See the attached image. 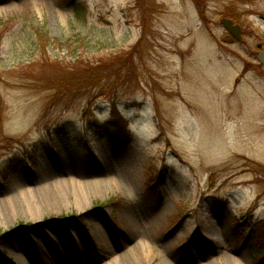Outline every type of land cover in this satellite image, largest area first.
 Segmentation results:
<instances>
[{
	"label": "rangeland",
	"instance_id": "rangeland-1",
	"mask_svg": "<svg viewBox=\"0 0 264 264\" xmlns=\"http://www.w3.org/2000/svg\"><path fill=\"white\" fill-rule=\"evenodd\" d=\"M231 16L240 42L220 23ZM35 28L63 45L53 60L106 78L47 89ZM258 45L264 0H0V201L17 205L0 264H264L231 225L246 236L264 220ZM114 104L124 143L99 137ZM66 181L86 187L45 190Z\"/></svg>",
	"mask_w": 264,
	"mask_h": 264
},
{
	"label": "trees",
	"instance_id": "trees-1",
	"mask_svg": "<svg viewBox=\"0 0 264 264\" xmlns=\"http://www.w3.org/2000/svg\"><path fill=\"white\" fill-rule=\"evenodd\" d=\"M72 10L74 11L77 19L83 18V7L81 6V3L74 2L72 4ZM237 14L240 15V13ZM230 18H232L235 23L239 20L237 16H231ZM34 34L39 50L43 53L44 56H42L45 61L51 67L59 68L56 70L49 67L54 70L55 75L48 74L50 78L46 79V82H48L47 89L55 90L57 92L72 93L81 89H87L88 87L98 86V83L106 78V74H104L105 70L97 66L93 68L85 66L82 60H78L71 65L62 58L53 60L49 56V50L56 49L51 48L53 43L59 44V48H62L63 45L59 41L53 40L43 28H35ZM111 111L112 119L100 128L99 132H104V134H101L99 137L102 141L109 138L113 142L124 143L126 139L129 138L128 125L118 112L116 104H114ZM233 223L234 224L231 225H233L232 227L236 238L241 239L245 237V250L249 254L251 260L253 262L259 261L264 263V240L259 243L256 242L261 237L259 230L261 227H264V220H259L254 223L250 229L251 232L246 236L239 231L238 223Z\"/></svg>",
	"mask_w": 264,
	"mask_h": 264
},
{
	"label": "bare ground",
	"instance_id": "bare-ground-1",
	"mask_svg": "<svg viewBox=\"0 0 264 264\" xmlns=\"http://www.w3.org/2000/svg\"><path fill=\"white\" fill-rule=\"evenodd\" d=\"M60 186H61V188H66V189H71V188H73L74 190H76L78 193H80L81 192V190L83 189V188H85L86 186L85 185H83V184H81V183H77L76 181H66V182H62V183H55L54 185H51V186H48L47 188H45V190L47 189V191H49V190H54L53 188H55L56 190L58 189V188H60ZM66 186V187H65ZM97 186V185H96ZM28 192H31V196H32V198L34 199V191H28ZM28 192H25L24 193V195H26ZM27 196V195H26ZM26 196H24V199H25V203H26V205L28 206V204H30L29 202H28V198H26ZM28 203V204H27ZM31 205L33 206L34 205V202H31ZM30 206V205H29ZM16 208L17 207V205H16V203H15V201L14 200H11V201H7V202H1L0 201V219H2V218H4L8 213H7V211H8V209L7 208ZM71 234V233H70ZM73 234H75V233H73L72 232V234L71 235H73ZM62 233H58V234H55L54 236H53V239H58V241H57V248H60V247H62L63 246V244H64V242H62V241H60V238L62 237ZM49 252H50V250H48ZM53 251V250H52ZM51 253V252H50ZM17 261H19V263L20 264H31V262L29 261V262H27V261H25L24 259H23V257L21 258V257H19V260H18V258H17Z\"/></svg>",
	"mask_w": 264,
	"mask_h": 264
},
{
	"label": "water",
	"instance_id": "water-1",
	"mask_svg": "<svg viewBox=\"0 0 264 264\" xmlns=\"http://www.w3.org/2000/svg\"><path fill=\"white\" fill-rule=\"evenodd\" d=\"M221 25L227 30V32L237 41L242 40V30L241 27L234 23L233 20L230 19H222L220 21ZM261 52L258 54L257 60L259 64L264 66V48L262 45L257 46Z\"/></svg>",
	"mask_w": 264,
	"mask_h": 264
}]
</instances>
